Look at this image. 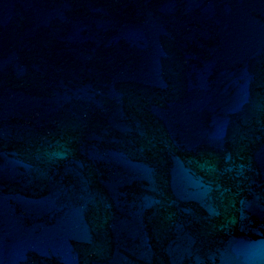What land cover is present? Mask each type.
Masks as SVG:
<instances>
[{
	"label": "water",
	"instance_id": "obj_1",
	"mask_svg": "<svg viewBox=\"0 0 264 264\" xmlns=\"http://www.w3.org/2000/svg\"><path fill=\"white\" fill-rule=\"evenodd\" d=\"M0 264H264V0H0Z\"/></svg>",
	"mask_w": 264,
	"mask_h": 264
}]
</instances>
